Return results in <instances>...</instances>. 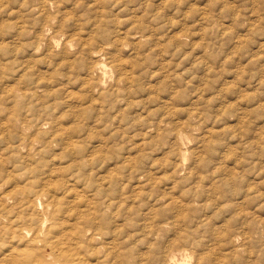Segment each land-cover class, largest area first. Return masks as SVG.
<instances>
[{"label": "rangeland", "instance_id": "rangeland-1", "mask_svg": "<svg viewBox=\"0 0 264 264\" xmlns=\"http://www.w3.org/2000/svg\"><path fill=\"white\" fill-rule=\"evenodd\" d=\"M38 180L96 264H264V0H0V197Z\"/></svg>", "mask_w": 264, "mask_h": 264}, {"label": "bare ground", "instance_id": "bare-ground-1", "mask_svg": "<svg viewBox=\"0 0 264 264\" xmlns=\"http://www.w3.org/2000/svg\"><path fill=\"white\" fill-rule=\"evenodd\" d=\"M91 50H94V49H91ZM95 50H97V49H95ZM61 60H62V58H61ZM108 64H106L103 61L101 63H99V61H98V64H95V65L99 70H101L102 74H106L109 71ZM114 67H117V66H114ZM114 71H116V70H114ZM122 75H124V74H122ZM121 81H123V79L121 77H119L118 85H119V82H121ZM125 87H127V86H125ZM9 119H10V117H9ZM42 124L43 123H41L40 125H42ZM21 126H23V125H21ZM49 136H50V134H49ZM25 137H27V136H25ZM68 139H69V137H68ZM40 140H42V139H40ZM48 160H50V159H48ZM43 161H45V160L43 159ZM19 169H20V167H19ZM26 169H27V167H26ZM45 173H49V172L47 171ZM22 174H23V171H22ZM43 174L44 173H42L40 176L42 177ZM11 175L12 174H10V177H11ZM16 175H18V174H16ZM24 175H26V174H24ZM37 177H35L34 179H36ZM31 178L29 177L28 179H31ZM53 178L54 177H52V179ZM16 179H18V178L16 177ZM57 179H59V178H57ZM8 180H9V178H8ZM13 180H15V179L13 178L10 181H13ZM40 180L37 181L36 185L34 184L35 182L32 183V185H30L31 187L26 186V185H22L26 182L21 183L22 182L21 181L20 182L21 184L16 182L15 185L13 186V188L10 187L11 189H9L8 191L3 190L6 192H4L2 194V196L0 197V233H3V236L1 234L2 237H6L4 234H7L8 242L11 244V247L9 248V253L7 254L8 255L7 258L4 257V259L1 260L0 264L4 263L2 261L3 260L6 261V259H8L7 261H9V264H96V263H94L95 257L100 258V256H97L98 254L95 253L97 251L96 248L94 250L92 249V251L90 250V248L87 249V250L91 251L90 252L91 254L90 253L86 254L87 252L85 251L86 253L84 255H81V253L79 252L80 249L82 251H84L83 246H85V249L88 245L91 246V242L94 239H96V237H98L100 234H102V232H100V231H99L100 232L99 235L96 232L92 233L87 228V225H89L93 222L95 223L96 221H93L91 214L85 216V213H83L84 217L82 218V220L79 219L80 221L75 222V224L71 223L72 224L71 228L67 229V227L66 228L63 227V226H66L64 224H67V223L64 222L63 218H61V220L57 219L58 216L62 215V213H63V211H62V213H60L61 211L59 210V207L62 206V205L60 206V201H59L60 199H59V195H58V193H59L58 188L59 187L56 185V183L55 184L52 183L51 180L50 181H40ZM46 180H47V178H46ZM59 180H61V179H59ZM69 180H71V179L69 178L68 181ZM32 181H34V180H32ZM12 183H8V184L10 185ZM75 183H77V182H75ZM70 184H72V183L70 182ZM9 185L5 189L9 188ZM61 186H63V185L61 184ZM61 186H60V188H62ZM69 187H71V185ZM74 190H76V189H74ZM62 191H64V190H62ZM86 191H87V189H86ZM89 191L93 192L92 190H89ZM73 192H75V191H73ZM63 195H65V194H63ZM79 195H80V193H79ZM79 195H77V196H79ZM86 195H89V194H86ZM89 196L91 197V195H89ZM63 197H65V196H63ZM68 199H67V203H70L69 202L70 200H68ZM92 199L94 200V198H92ZM110 199H111V197H110ZM110 199H108V200H110ZM88 200H90V199H88ZM64 201L65 200H62V203H65ZM84 201H87V200L84 199ZM94 202H95V200H94ZM82 203L85 204L86 202H82ZM64 206L66 207V205H64ZM73 206H75V204H73ZM81 206L82 205H80V207H79V211L81 210ZM106 207H109V205H106ZM63 208L64 207H62L61 210H64V212H66L65 210L69 209V208H66V209L65 208L63 209ZM72 208H74V207H72ZM74 209H73V211H74ZM89 210H92V209H89ZM70 212H71V210L69 211V214H70ZM76 213H80V212L76 211ZM41 214L43 215V217L41 216ZM72 214H73V212H72ZM64 216L66 217L67 215H64ZM92 216H94V215H92ZM67 217H70V216H67ZM73 217H76V216H73ZM73 217H72V219L77 220V218H73ZM56 219L58 221H56ZM66 219H68V218H66ZM62 220L64 223H61V222L59 223V221H62ZM99 222H102V221H99ZM55 224H57V225H55ZM62 224H63V226H62ZM54 226H56V227H54ZM94 226H96V225H94ZM97 226H99L98 223H97ZM61 227H63L62 230H61ZM57 228H60V230ZM98 228H100V227H98ZM98 228H96V229H98ZM56 229H57V231L55 232ZM101 237H103V235ZM85 238H88V239H86V241H85ZM0 239L7 242L6 241L7 239L6 240L4 238L3 239L0 238ZM103 239L106 240L107 238L104 237ZM20 243H22V245H24V246L20 247V246H22V245H20ZM80 243H82L81 247L78 246ZM100 243H102V241ZM110 245H111V243H110ZM5 246H7V245H5ZM18 246L20 248H18ZM102 246H104L105 248H108L107 247V246H109L108 242H107V244L105 243V245H102ZM115 246H117V245L115 244ZM95 247H97V246H95ZM110 247H112V246H110ZM1 249L4 250L5 247L4 248L2 247ZM107 250H109V249H107ZM107 250L105 249L104 256H105V254L109 253V252H107ZM115 253H113V254H115ZM113 254H112L111 258H113ZM3 256H4V254H3ZM3 256H2V258H3ZM105 257L102 259H105ZM6 262L4 264H6ZM100 263L104 264V262H102V260ZM97 264H98V261H97Z\"/></svg>", "mask_w": 264, "mask_h": 264}]
</instances>
